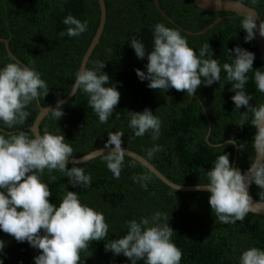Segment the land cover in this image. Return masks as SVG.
<instances>
[{"label":"trees","instance_id":"1","mask_svg":"<svg viewBox=\"0 0 264 264\" xmlns=\"http://www.w3.org/2000/svg\"><path fill=\"white\" fill-rule=\"evenodd\" d=\"M158 2L173 23L160 14L154 0H104L106 26L86 66L92 69L97 61H103L106 66L102 71L109 75L121 94L108 122H99L88 104V95L80 91L62 106L64 116L57 122L51 113L42 120L40 134L45 131L63 134L65 142L74 149L72 158H78L103 149L108 133L123 131L126 150L142 156L167 179L180 186L205 183L206 172L214 166L217 157L223 152L230 153L232 165L236 149V167L246 172L255 160L252 147L255 127L250 124L251 111L245 107L234 111L231 97L235 92L231 91L227 73L222 70L220 82L210 87L202 84L192 97L174 88L165 92L150 89L148 81H141L135 71H146L147 58L138 59L129 43L133 38L138 39L151 51L154 26L163 23L180 29L197 55L208 43L212 58L218 59L222 66L232 62L228 55L233 53L226 52V49L239 46L253 52V68L262 69L264 58L255 40L245 42L246 32L241 29L243 18L233 13L206 12L199 9L193 0ZM246 6L254 9L264 20V0H258L254 5L249 0ZM69 14L88 21L87 31L79 37L59 35L67 28L62 21ZM100 16L98 0H0V38L8 40V50L21 63L35 67L47 82L49 94L39 98L43 107L52 106L58 99L63 100L69 95L75 74L97 32ZM220 17L224 20L206 33L196 34ZM8 53L6 45L0 42V67L15 62ZM248 75L250 79L245 91L253 97L250 105L264 104V93L257 90L253 74L250 72ZM145 108L162 121L161 136L156 141L151 139L150 133L135 137L128 126L130 112H143ZM27 110L30 116L25 124L8 128L0 123V130L9 134L23 130L30 137L34 136L30 127L39 113L37 102L30 104ZM244 111L249 123L240 126ZM231 138H235L238 144L244 143L245 149L227 144ZM154 144L162 145L164 151L149 160L147 149ZM104 156L77 165L91 175L90 187L74 188L68 184V178L56 170L49 173L46 169L41 176L52 191L48 198L51 203L59 205L66 194L65 189L77 191L81 202L103 213L109 224L108 237L104 241L90 242L88 249L81 252L82 264H130L122 254L114 256L105 251V244L126 234L127 221L151 217L157 211L169 218L168 224L174 230L173 242L183 253L181 264H239L238 258L244 250L251 247L264 249L263 216L249 213L244 221L225 225L212 212L208 192H175L143 165L126 156L121 176L115 179ZM72 166L68 165L69 168ZM141 173H149L152 177L147 190L132 179ZM53 176L56 177L54 181L51 179ZM250 191L259 200L258 186L251 185ZM0 240L5 241V248L0 253L4 264H34V257L39 255L40 250L27 242H18L2 230ZM138 264L144 262L141 260Z\"/></svg>","mask_w":264,"mask_h":264},{"label":"clouds","instance_id":"2","mask_svg":"<svg viewBox=\"0 0 264 264\" xmlns=\"http://www.w3.org/2000/svg\"><path fill=\"white\" fill-rule=\"evenodd\" d=\"M248 2L231 0L237 9L244 8ZM250 3L254 5L258 0H250ZM62 23L67 28L59 33L61 37H79L88 29L87 20L81 21L72 14L67 15ZM241 29L246 32L245 42L254 40L257 32L264 37V20L254 11H248L241 21ZM152 35L151 51L138 39L133 38L129 43L138 59L147 58L146 71H135L141 81H148L150 89L165 92L174 88L192 97L202 84L210 87L220 82L223 70L227 73V81L232 84L231 91L235 92L231 97L234 111L245 107L252 113L250 124L257 129L252 140L256 158L248 170L242 172L240 168L233 167L230 153L223 152L214 166L207 170L206 182L198 185L209 193L208 203L212 212L219 222L228 225L244 221L250 212L264 210V104L250 105L253 97L245 91L251 72L257 90L264 93V68L254 69L255 54L239 46L226 49V52L233 53L228 55L232 62L221 66L218 59L212 58L208 43L197 55L180 29L163 23L155 24ZM105 66L103 61H97L92 69L82 66L75 74L70 91L73 96L80 91L88 95V104L101 124L108 122L121 97L109 75L102 71ZM49 89L35 67L19 61L0 67V123L8 128L25 124L30 116L28 106L41 96H47ZM63 103L58 99L56 107L48 111L56 122L64 116ZM242 114L240 126L249 123L247 112ZM128 126L135 137L150 133L151 139L156 141L161 136L162 121L147 108L143 112H130ZM122 137L123 131L108 133L101 149H108L103 159L115 179L120 178L125 166L126 148ZM65 141L63 134L47 131L30 137L23 130L12 134L0 130V230L18 242H27L40 250L34 257V264H82L81 252L88 249L90 242L104 241L108 237L109 224L104 214L82 203L77 191L65 189L66 194L59 205L48 199L52 191L41 180L46 169L49 173L54 170L62 173L74 188L90 187L92 183L91 175L77 166L84 158L73 161V166L68 167L74 149ZM227 144L240 150L246 147L244 143L238 144L235 138L229 139ZM162 151V145L154 144L147 149V158L151 160ZM51 179L54 181L56 177ZM132 179L147 190L152 177L149 173H141ZM253 184L260 189L259 200L255 202L249 194ZM179 187L180 184L174 186L175 192ZM168 221V216L160 211L151 217L129 220L126 222V234L109 240L105 251L114 256L122 254L130 264H138L141 260L144 264H181L183 253L173 242L174 230ZM4 248L5 241L0 240V253ZM238 259L239 264H264V249L248 248ZM0 264H4L2 258Z\"/></svg>","mask_w":264,"mask_h":264},{"label":"water","instance_id":"3","mask_svg":"<svg viewBox=\"0 0 264 264\" xmlns=\"http://www.w3.org/2000/svg\"><path fill=\"white\" fill-rule=\"evenodd\" d=\"M99 6H100V12H101V16H100V23L99 26L97 28V32L91 42V44L89 45V48L87 49L79 70L81 69L82 66H86L93 50L95 49V47L98 45L101 36L104 32L105 26H106V7H105V3L104 0H98ZM155 6L158 9V11L160 12V14L164 17H166V14L164 11H162L160 9V5L158 0H154ZM193 3L201 10L206 11V12H227V13H233L235 15H237L240 18H243V16L248 12V11H254L257 15L258 13L245 5L244 8L242 9H237L235 8L232 4H231V0H193ZM259 16V15H258ZM260 17V16H259ZM166 19L173 23V21L171 19H169L168 17H166ZM261 19V17H260ZM224 20V17H220L218 19H216L213 24H211L210 26H208L206 29L196 33V34H204L206 33L208 30H210L211 28H213L215 25H217L218 23H220L221 21ZM262 20V19H261ZM257 23H259V21H257ZM186 34L192 35L191 32L189 31H185ZM255 40V44L257 46V49L259 51V53L261 54V56L264 58V37H261L259 35V33L257 32L256 34V38ZM0 42L4 43L6 45L7 51L9 52V56L14 60V61H19L18 59H16V57L8 50V43L9 41L6 39H2L0 38ZM20 62V61H19ZM194 96V95H193ZM74 96L70 94L63 99L64 103L63 106H65L66 104H68L72 98ZM38 108H39V113L33 123V125L30 127V130L32 131L33 135H41L40 134V129L39 126L42 122V120L49 115L50 113L48 112L51 109H54L56 107V104L49 106V107H43L39 100L36 101ZM48 108V109H47ZM257 129L255 128V134L256 135ZM210 133V130H209ZM209 133L206 137V140L208 142V136ZM108 149H104L103 151L101 150H96L93 151L91 153H89L88 155L82 156V157H78V158H70V161L68 163V165H73V161L76 160H82L83 161L81 163H85L87 161H90L92 159H95L97 157H101L107 154ZM126 157H129L133 160H135L136 162H138L139 164L143 165L146 169H148L154 176H156L161 182H163L164 184H166L168 187H170L171 189L175 190L174 186L177 185L173 182H171L169 179H167L160 171H158L152 164H150L146 159H144L142 156L138 155L137 153L130 151V150H126ZM255 158H256V152H255ZM236 161H237V149L235 151V155H234V159H233V167H236ZM80 163V164H81ZM251 186L249 188V194L252 196L251 194ZM177 191L180 192H207L206 190H204L203 188H198V186H180L179 189ZM253 197V196H252ZM253 201H258L253 197ZM252 214L258 215V216H263L264 217V210L262 211H258V212H250Z\"/></svg>","mask_w":264,"mask_h":264},{"label":"bare ground","instance_id":"4","mask_svg":"<svg viewBox=\"0 0 264 264\" xmlns=\"http://www.w3.org/2000/svg\"><path fill=\"white\" fill-rule=\"evenodd\" d=\"M251 8V7H250ZM259 14V13H258ZM229 16V15H228ZM104 246V245H103ZM218 259V258H217ZM228 259V258H227Z\"/></svg>","mask_w":264,"mask_h":264}]
</instances>
